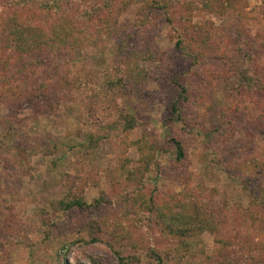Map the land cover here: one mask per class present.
<instances>
[{
	"label": "rangeland",
	"instance_id": "rangeland-1",
	"mask_svg": "<svg viewBox=\"0 0 264 264\" xmlns=\"http://www.w3.org/2000/svg\"><path fill=\"white\" fill-rule=\"evenodd\" d=\"M229 1V12L242 15L240 31L261 45L256 68L264 79V0H223ZM186 3L201 6L197 0H116L112 18L121 37L50 53L39 66L25 60L19 74L11 57L10 73L18 78L0 99V264H120L122 258L158 264L156 255L159 264H251L264 257V226L256 224L255 231L240 215L250 196L261 198L264 189V84L254 98L257 107L232 100V62L223 46L215 51L223 44L211 28L213 7L202 5L198 19L187 17L185 24ZM101 18L107 13L79 23H90L93 31ZM184 26L187 36L178 32ZM181 38L209 59L194 65L176 47ZM133 40L141 41L134 47L154 42L171 64L139 60L147 74L140 92L117 98L109 88L114 83L120 90V45ZM179 85L190 88V102L178 99ZM30 94L36 98L27 99ZM212 95L227 115L219 132L214 107L204 100ZM176 100L180 119L172 121L169 106ZM239 103L240 110L230 112ZM172 139L183 140V166L175 163ZM152 146H158L154 153ZM72 196L89 207L64 209L60 203ZM149 197L156 206L176 208L191 199L206 214L222 217L218 238L226 244L203 232L196 249L177 250L142 204ZM254 210L264 218V205Z\"/></svg>",
	"mask_w": 264,
	"mask_h": 264
},
{
	"label": "trees",
	"instance_id": "trees-1",
	"mask_svg": "<svg viewBox=\"0 0 264 264\" xmlns=\"http://www.w3.org/2000/svg\"><path fill=\"white\" fill-rule=\"evenodd\" d=\"M116 0H0V99L7 97L10 94L9 90L14 85V82L18 76L14 73H10L13 69L11 65V57L16 59V63L20 66L21 70L16 68L17 74L24 72V61L33 63L35 66L42 65L43 59L50 53L70 50L73 48H80L84 45H97L98 43L105 42L106 38L116 39L121 37L122 28L119 27L112 18L113 4ZM201 2V6L213 7L214 16L216 22H213L211 28L219 31L217 39L223 44H216L214 46L215 51L218 53L223 46L226 59L230 61V72L233 76V87L231 98L233 101L245 102L252 101L257 107L254 98L256 94L261 91L264 79H262L256 68V60L258 59L261 50V45L256 42V39L251 37L245 30L240 31L242 15L234 14L233 10L229 12L232 2L229 1L226 4L223 0H197ZM183 4V3H182ZM181 4V5H182ZM193 3H186L183 7V14L181 20L188 23L187 17L193 16L192 21L197 20L198 17L196 10L200 9L199 5H191ZM157 9H160L159 2L153 3ZM217 10V11H216ZM106 12L108 18L99 19V23L93 26V31H89L90 23L81 25L79 20L87 19L91 21L94 15H100V13ZM113 19V20H112ZM190 20V18H189ZM229 25V27H227ZM188 26H184L181 31V35L187 36ZM199 31V29H198ZM196 32V31H195ZM193 32V33H195ZM153 34V31L150 32ZM152 35L149 36V38ZM141 41L133 40L129 43V47L124 48L120 45L122 55L117 63V70L120 75L117 83L120 90H117L114 83L110 84L109 92L117 98H124L128 95H135L139 91L140 82L147 79V74L144 69H139V60L141 59H153L159 62L170 63V58L166 57L163 53L159 52L156 44L151 42L146 46L140 45ZM119 44H122L120 40ZM209 44H205L207 47ZM176 47L185 52L193 60L194 65H201L204 61L209 59L203 53L197 51L196 48L186 47L183 45V39L181 38L176 42ZM10 51V56H7V52ZM171 64V63H170ZM24 76V75H23ZM23 76L20 79L25 81ZM178 84V82H176ZM179 100L182 103H186L189 98L190 88L185 85H179ZM117 90V92H116ZM48 93V92H47ZM27 98L34 100L35 95ZM247 99V101H246ZM205 103L208 101L210 106L214 108L210 112L212 113V121L217 125L218 132L222 130V122L227 115L221 110L222 103L219 102L214 95L209 98H205ZM242 101V105L245 104ZM237 104L230 110L232 113H237L240 110ZM179 101L176 100L169 106V115L172 121H179L180 109ZM262 105V106H261ZM260 108L264 109V104L261 103ZM243 110L240 113H243ZM125 118V117H124ZM264 118V117H263ZM263 121V119H260ZM128 123L131 120L127 121ZM129 128H132V124H128ZM215 129V130H217ZM253 129L257 130L255 126ZM229 131V129H228ZM258 131H261L258 129ZM227 132V128L224 129V133ZM175 147L174 157L177 165L183 166L187 161V151L183 145V140L172 139L171 141ZM244 141H242L243 143ZM239 144V143H237ZM253 145V142H249V146ZM158 146H152V153L156 152ZM151 154H147L146 157L153 162ZM154 155V154H153ZM239 159V157H238ZM250 162H245L244 167L249 168ZM255 164L254 167H256ZM147 169V168H146ZM262 193V194H261ZM259 193L261 198L257 195L250 196V201L246 211L240 213L243 221H251L252 225L256 227L255 231H259L258 224L264 226V218L262 212H257L254 208L259 209L264 205V189ZM63 203L64 209L88 208L84 200L72 196L71 200ZM138 203V199H136ZM142 204L150 210V213L155 217L156 224L160 228V233L164 237H168L172 242V246L180 251L190 252L196 249L194 240L203 232H209L214 234L215 239L221 236L219 229L222 223V217L210 216L206 214L201 208H197L196 204L191 199L183 201L179 206L171 207L170 204L164 206H156L152 197L148 200H144ZM135 205V204H134ZM182 209H186L183 211ZM182 210V211H180ZM130 213L135 211V207L130 208ZM126 215V214H125ZM257 224V225H256ZM258 228V229H257ZM262 229V227H261ZM263 230V229H262ZM216 232V233H215ZM222 240V239H221ZM219 240V241H221ZM193 244H191L190 242ZM223 241V240H222ZM224 242V241H223ZM224 244H226L224 242ZM264 250V248H263ZM161 254V253H160ZM158 264L162 263V256L156 255ZM260 259H252L251 264H260ZM120 264H127L124 259ZM250 264V263H249Z\"/></svg>",
	"mask_w": 264,
	"mask_h": 264
}]
</instances>
